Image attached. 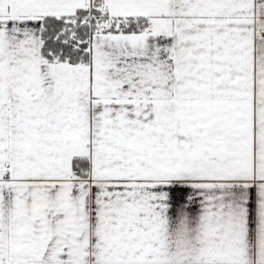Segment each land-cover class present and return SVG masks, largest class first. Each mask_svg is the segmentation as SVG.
I'll list each match as a JSON object with an SVG mask.
<instances>
[{"label": "snow or ice", "instance_id": "6c2138e0", "mask_svg": "<svg viewBox=\"0 0 264 264\" xmlns=\"http://www.w3.org/2000/svg\"><path fill=\"white\" fill-rule=\"evenodd\" d=\"M0 264H264V0H0Z\"/></svg>", "mask_w": 264, "mask_h": 264}]
</instances>
